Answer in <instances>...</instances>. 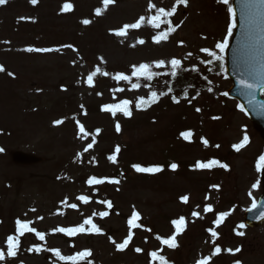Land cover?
Returning a JSON list of instances; mask_svg holds the SVG:
<instances>
[{"label": "rangeland", "instance_id": "obj_1", "mask_svg": "<svg viewBox=\"0 0 264 264\" xmlns=\"http://www.w3.org/2000/svg\"><path fill=\"white\" fill-rule=\"evenodd\" d=\"M151 3L170 10L176 0ZM65 4L72 5L69 11H63ZM148 5L149 0H115L107 7L103 0H38L36 5L30 0H8L0 6V65L5 68L0 73V249L5 251V260L0 264H65L51 249L63 256L91 250L92 256L86 259L93 264H159L150 259L153 251L165 256L169 264H198L208 257L209 264H264V224L256 229L237 227L243 224L244 211L261 195L256 164L262 141L236 103L223 98L230 83L224 71L215 74L216 61L208 63L212 58L201 51L218 52L215 45L227 35V6L217 0L178 5L168 18L176 31L157 44L153 36L166 31L168 24L158 29L149 26L147 17L156 10L149 11ZM97 9L100 16L95 15ZM141 16L146 18L141 28L129 29L122 37L114 34ZM84 19L91 23L84 25ZM140 39L145 43L139 44ZM28 48L51 51L29 52ZM173 58L181 60L183 67L209 75L198 89H189V108L158 109L130 118L98 112L100 105L129 100L134 106L139 98L147 99L150 90L131 77L133 66L147 63L151 69L165 70ZM160 60L165 66L156 68ZM97 69L90 87L87 78ZM119 73L130 76L131 82L115 80ZM132 84L139 88L133 89ZM57 120L63 123L57 125ZM77 121L84 125L87 137L81 138ZM186 131L193 133L190 142L181 136ZM245 136L248 143L235 151L233 145ZM202 138L208 140L207 147ZM89 144L93 146L87 148ZM12 151L42 161L15 166L9 159ZM112 155L115 163L108 159ZM212 159L227 164L228 169L195 168L197 162ZM172 163L178 165L176 171L170 169ZM134 165L164 170L138 173ZM92 177L105 182L90 186L87 181ZM254 184L258 187L253 188ZM81 195L89 197V203L78 200ZM183 196L189 197L188 203L181 201ZM106 201L112 202L111 209ZM207 205L212 212H204ZM133 210L140 214L137 223L142 227L132 229L133 239L126 250L117 251L109 237L116 243L127 238ZM104 211L109 215L100 218ZM194 211L200 218L192 215ZM220 213L230 215L216 227ZM180 217L186 219L187 227L177 236L179 246L169 249L156 237H170L175 231L171 222ZM88 218L103 234L69 237L54 231L77 227ZM17 219L31 221L30 227L44 233L45 239L25 232L19 237L17 255L9 258L6 240L17 234ZM213 228L218 233L215 244L208 231ZM237 231L244 235H236ZM33 246L42 250L29 252ZM217 246L222 251L212 256ZM236 248L241 251H227Z\"/></svg>", "mask_w": 264, "mask_h": 264}, {"label": "snow or ice", "instance_id": "obj_2", "mask_svg": "<svg viewBox=\"0 0 264 264\" xmlns=\"http://www.w3.org/2000/svg\"><path fill=\"white\" fill-rule=\"evenodd\" d=\"M31 4L36 5L38 0H30ZM115 0H103V3L105 5V7H107L109 4L114 3ZM188 2L189 0H176V4L173 5L171 7L170 10H165L164 8H156V5L151 3V0H149V11L155 9V15L149 16L147 17V24L149 26H151L153 29H158L160 28L162 23H166L168 24V28L166 31L162 32V33H157L155 36H153V42L154 43H161L162 41H167L168 37L176 31V27H174L172 25V22L170 20H168L169 17H172L176 12H177V6L178 5H184L185 7L188 6ZM8 3V0H0V6L6 5ZM217 3L223 4L225 6H227V11L229 14V24L227 27V35L224 37V39L222 40V42H218L215 45V48L218 50L217 51H212L209 50L207 48L202 49L201 51H203L204 53H206V55L208 57H211L212 59L208 61V63H211L212 60L215 61H219L220 62V67L223 68V61H224V53L226 52V50L229 47V39L233 36L234 34V29L237 27V21H236V14L232 8V5L230 3V0H217ZM260 4H264V0H259ZM250 7H254L255 4L254 3H250L249 5ZM72 5L70 4H65L63 6V11H69L71 9ZM95 15L100 16L101 15V11L100 9H97L95 12ZM256 15L261 19L264 20V11H261L259 9H257L256 11ZM163 18V19H162ZM146 22V18L144 16H141L135 23L132 24H126L123 26L122 29L120 30H116L115 31V35L116 36H125L128 32L129 29H139L141 28ZM82 23L84 25H88L91 23L90 20L88 19H84L82 21ZM139 44H144L145 41L143 39L138 40ZM182 43V42H181ZM134 46V45H133ZM71 47V46H69ZM27 51L29 52H33V51H51V49H34V48H28ZM189 55H191V53H189ZM203 63V61H202ZM171 64V76L172 77H176L177 76V72L179 69H181V60L179 59H171L170 61ZM165 66V61L160 60L155 62V67L156 68H161ZM195 70V69H194ZM5 68L0 65V72H4ZM97 72H99V69L96 70V72H93L92 74H90L87 78V83L88 85L91 87L93 86V78L94 76L97 74ZM10 76L13 75L12 73H8ZM167 74V73H164ZM103 75H108L107 72H104ZM156 75H158V73L153 72L151 70V66L147 63H142L139 66H133L132 69V76L136 77L137 79L143 78L145 80L151 81ZM115 80L117 81H128L131 82V77L122 73L116 74L113 77ZM261 79H264V74L261 75ZM240 85L242 88L249 90V92H254L256 88L260 87V83L259 82H249L247 80H241ZM132 88L136 89L139 88V84H132ZM117 91H123V89H117ZM209 92L212 91L211 88L208 89ZM223 95H227V93H223ZM158 94L155 91H152L149 95V98L146 100L143 97L138 99L137 102V109L138 110H144V106L147 105L148 107H150L152 104L157 103L158 102ZM174 102H179L178 100H176L175 97H173ZM130 101L129 100H123L119 103L116 104H109V105H104L102 107V111L105 112H109L113 115V117H115V115L119 112L122 113L125 117L130 118L132 115V112L130 110ZM250 104L253 103L252 100L249 101ZM264 107V106H262ZM243 107H241V111H243ZM197 112L201 111V109L197 108L196 109ZM213 119H219V117H213ZM63 121L62 120H57L55 121V124L59 125L62 124ZM77 125L79 128V132L81 135V138L87 137L89 135L88 132L85 131L84 125L80 124L77 121ZM116 131L119 132L120 131V124L117 123L116 124ZM99 130H97V134H98ZM193 133L191 131H186L181 133V136L185 139L188 140L190 142V138L192 137ZM93 141H95V137L93 136ZM201 142L204 144L205 147L208 146L209 142L207 139H203L201 140ZM248 143V137L245 136L243 138V141L241 143L235 144L233 145V148L235 151L239 152L246 144ZM93 145L89 144L87 146V148H91ZM216 147H220L219 145H216ZM87 148L85 149V151H87ZM0 151H3V149H0ZM115 151L118 153L120 151L119 147H117L115 149ZM108 159L115 163L116 162V156L112 155L109 156ZM135 171L138 173H148V174H156V173H160L162 172L164 169L161 166H153V167H142L140 165H134L133 166ZM222 168L227 170L228 169V165L221 163L220 161L216 160V159H212L210 161H208L207 163H203V162H197L195 165L196 169L199 170H211L212 168ZM170 169L172 171H176L178 169V165L176 163H172L170 165ZM262 169H264V154H262L259 158H258V162L256 164V171L260 172ZM105 181L103 179H97L95 177H92L90 179H88L87 183L88 185H99L104 183ZM109 183H116L118 184L119 181L118 180H109ZM213 187H218V186H213ZM258 187V184H254L253 188ZM251 195V193H250ZM78 200L82 201L83 203L87 204L89 203V197L81 195L77 198ZM181 201L183 203H188L189 201V197L188 196H183L181 197ZM66 203V200L63 202ZM107 205L108 209H111L113 207L112 202L111 201H106L104 202ZM256 204L253 203L252 207L256 208ZM71 208L76 209L77 205L76 204H71L70 205ZM32 211H35V209H32ZM213 208L211 205H207L204 208V212L205 213H209L212 212ZM93 215H96L95 213ZM109 215L108 211H104V212H100L99 216L100 218H104L107 217ZM192 215L194 217L200 218V213L198 212H193ZM230 215V213H220L218 215V217L216 218V220L214 221V224L216 227H219L224 220L226 219V217ZM260 218L262 220H264V212L260 213ZM40 219H43V217H40ZM140 219V214L138 212H136L135 210H133L132 216L129 218V220L127 221L128 226H129V232L127 235V238L123 240L122 243H116L115 240L112 239V237H109V240L115 244L116 250L117 251H124L127 249L130 241L133 239V232L132 229L134 228H140L142 227V225H140L139 223H137V221ZM16 235H10L7 237L6 240V244H7V257L11 258V257H15L17 255V252L19 251L20 248V236H23L25 232H34L36 237L43 241L45 239V234L36 231L35 228L30 227V224L32 223L31 221H21L20 219L16 220ZM173 228L175 229V231L173 232V234L168 237V238H162L160 236H157L156 239H158L160 241V243L162 245H166L169 249H175L177 248L179 245L177 243V236L180 235L183 231H185L186 227H187V223H186V219L184 217H180L178 219L173 220L172 222ZM85 225H89L90 228L86 229ZM239 229H244L246 227L245 224H240L237 226ZM146 231L149 229H145ZM55 232H59V233H63L65 236H75L79 233H86V234H103L102 230L100 227H98L95 223H93V220L91 218L85 219L83 221L82 224H80L77 227H69V228H64V227H60L54 230ZM210 233V236L212 237V242L215 244L216 240L218 239V233L215 231V229H209L208 230ZM236 235L238 236H243L244 232L243 231H237ZM42 249L40 247L37 246H33L32 248H29L28 251L29 252H37L39 253ZM43 250H48V249H43ZM53 255L59 260V261H64L65 264H78V262L81 261H85L86 264H93V261L91 260H87L86 258L92 256V252L91 250H84L81 252L76 253L75 255H71V256H63L61 255L60 251L58 249H51ZM136 252H141L142 250L140 248H136L135 249ZM222 251L221 247L217 246L215 247L214 251L211 253L212 256H216L218 254H220ZM227 251L231 254H235L241 251L240 248H236L235 250L233 249H227ZM150 256L152 257L153 261H158L159 264H169V261L167 260V258L163 255H160L159 252L157 251H153L150 253ZM211 257L205 258V259H201L200 261H198V264H209ZM5 260V251L0 249V261H4ZM236 264H241L240 261H237Z\"/></svg>", "mask_w": 264, "mask_h": 264}, {"label": "water", "instance_id": "obj_3", "mask_svg": "<svg viewBox=\"0 0 264 264\" xmlns=\"http://www.w3.org/2000/svg\"><path fill=\"white\" fill-rule=\"evenodd\" d=\"M254 3V7H250ZM257 9L264 11V4L259 0H233V10L236 14L237 27L229 42L226 51V75L231 82V88L226 92L227 98L235 99L247 118H249L253 129L264 141V101L259 96L264 89V20L257 15ZM249 82H259L260 87L254 92L244 89L240 85L241 80ZM253 103L250 104L249 101ZM11 162L18 165H29L37 163L39 160L23 153H11ZM261 181L263 183V194L258 199L256 208L247 210L244 220L247 226L257 227L264 222L260 218V213L264 212V170H262Z\"/></svg>", "mask_w": 264, "mask_h": 264}, {"label": "trees", "instance_id": "obj_4", "mask_svg": "<svg viewBox=\"0 0 264 264\" xmlns=\"http://www.w3.org/2000/svg\"><path fill=\"white\" fill-rule=\"evenodd\" d=\"M156 75L151 81L141 78L145 81L147 86L158 94V102L148 107L144 106V110H138L145 114L146 112H155L156 110H167V109H180L186 110L191 104L189 98V89H198L200 83H206L208 74H202L197 71H189L188 69L181 67L178 70L177 76L172 77L171 71L156 72ZM208 89L207 86H205ZM173 97L179 102H174Z\"/></svg>", "mask_w": 264, "mask_h": 264}]
</instances>
